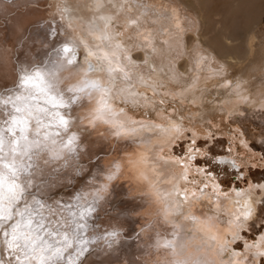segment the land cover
I'll use <instances>...</instances> for the list:
<instances>
[{"label":"clouds","instance_id":"1","mask_svg":"<svg viewBox=\"0 0 264 264\" xmlns=\"http://www.w3.org/2000/svg\"><path fill=\"white\" fill-rule=\"evenodd\" d=\"M174 2L0 0V264H260L236 237L264 234V181L196 169L257 166L264 41L200 61ZM198 140L211 164L173 151Z\"/></svg>","mask_w":264,"mask_h":264},{"label":"bare ground","instance_id":"2","mask_svg":"<svg viewBox=\"0 0 264 264\" xmlns=\"http://www.w3.org/2000/svg\"><path fill=\"white\" fill-rule=\"evenodd\" d=\"M172 7L186 18L185 26H189V22L200 25L199 55L205 53L209 56L212 52L222 60L229 57L242 60L249 55L250 50H256L264 41V32L260 27L264 0H175ZM2 30L7 38L12 27L5 24ZM185 41L191 49L194 44L193 33L189 32ZM194 50L197 55V50ZM136 56L141 57V53ZM116 195H119V191ZM236 248L242 250L241 247Z\"/></svg>","mask_w":264,"mask_h":264},{"label":"snow or ice","instance_id":"3","mask_svg":"<svg viewBox=\"0 0 264 264\" xmlns=\"http://www.w3.org/2000/svg\"><path fill=\"white\" fill-rule=\"evenodd\" d=\"M178 27H179V25H178ZM193 58H194V60H196L197 56L194 55ZM206 59H207V56L200 55L198 57V60H200V61H203ZM198 141H200V140H198ZM198 141L190 142L194 146L191 147L190 149H185V151L188 152V160L194 162L195 165H197V166H200L201 164H205V163L211 164L212 159H208L206 156H204V158L201 159V156L204 155V153H203L204 145L207 143V141L203 140L204 141L203 145L198 143ZM241 143L243 144L244 142L241 141ZM198 150L200 151V155L197 154ZM208 152L212 154V158L216 161L215 167L212 169H205L202 167H197L196 171L199 175L205 176L209 180H215L216 179L215 168H220L221 166H223L224 171H227L228 168L239 169V171L235 173V176L237 179L240 178V173H243V167L240 166V164L238 163V161L235 158H233L231 155L215 154L211 149H208ZM180 163L182 166L186 167L184 161H180ZM185 178H187V177H185ZM221 183H223V182L221 181ZM212 186L214 188L218 187L217 184H213ZM204 187H208V185L204 184ZM236 187H237V189H239V184H237ZM252 187L253 186L249 187V191L252 190ZM255 187H264V186L256 185ZM236 195L242 196L243 193L240 191H237ZM246 215H251V210H249V212ZM262 227H264V225H262ZM236 238L241 240V243L238 244L237 247H241L242 249L253 248L255 251L252 253V255L253 256H259L261 258L260 264H264V234H260L258 238L253 236L251 238V240H249V239L246 240L243 237H236ZM229 264H231V261L229 262Z\"/></svg>","mask_w":264,"mask_h":264},{"label":"rangeland","instance_id":"4","mask_svg":"<svg viewBox=\"0 0 264 264\" xmlns=\"http://www.w3.org/2000/svg\"><path fill=\"white\" fill-rule=\"evenodd\" d=\"M196 18V17H195ZM196 20L198 21V19L196 18ZM197 27L199 28L200 25L197 24ZM261 31L263 30L264 32V15H263V20H262V23H261ZM204 51H207V49H205ZM210 52V51H209ZM190 53L194 54L195 55V50L193 49L192 51H190ZM212 53V52H211ZM217 59H221L220 57L218 56H215ZM222 60V59H221ZM256 122H253V125H255ZM251 126H249V130L246 131L245 133V136H247V139L250 141L249 143V148L252 150V152L258 154L257 155V158L254 159L252 161V163L256 164L257 166L256 167H252L251 165L248 166L247 169H244L243 168V172H246V177L243 181V183L246 185L249 181H251L252 183H255L256 181H260V180H264V168L260 167L259 164H260V160H259V157H264V144H258L255 140H253L251 138V134H250V129H251ZM198 143H200L201 145L204 144V141L203 140H200L198 141ZM217 144H220V145H225L227 143L226 140H223V139H220V140H217L216 142ZM185 150V143L181 142L179 147L176 148V151L179 152V151H184ZM211 150L215 153V154H227L226 152H224L223 148H217L215 145H213V147L211 148ZM223 168V167H222ZM216 170V168H215ZM219 170V169H218ZM225 172H230L231 175L227 178L228 180L231 181V183L233 184H238V182H240L239 179H237L235 176H234V171L230 170V168L227 169V171ZM239 180V181H237ZM259 231L256 232L255 235L258 234ZM255 235H247L246 234V237L248 238H251ZM241 243V242H240ZM238 243V244H240Z\"/></svg>","mask_w":264,"mask_h":264}]
</instances>
